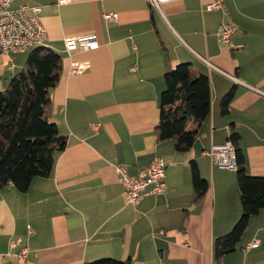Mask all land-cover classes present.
Listing matches in <instances>:
<instances>
[{"label": "crops", "instance_id": "crops-1", "mask_svg": "<svg viewBox=\"0 0 264 264\" xmlns=\"http://www.w3.org/2000/svg\"><path fill=\"white\" fill-rule=\"evenodd\" d=\"M59 1L11 4L13 10L28 7L30 16L40 9L49 48L63 59L61 80L50 91V120L67 145L53 173L35 178L27 192L11 185L0 190V264L102 258L217 264L214 242L232 231L243 210L237 171L214 165L206 153L235 130L245 171L264 176V0H224L223 11H207L212 0H178L162 4L161 13L148 0ZM106 13L117 20L106 21ZM223 23L237 28L228 44L217 37ZM91 34L97 49L66 52V38ZM27 51L12 55L14 69L22 70ZM72 60L91 68L72 76ZM180 63L191 64L194 76H208L212 91V113L187 152L156 133L164 74ZM232 89L223 114V98ZM157 158L167 163L165 193L128 205L116 168L137 177ZM192 161L208 184L200 198ZM18 238L29 247L26 259L17 256L21 246L10 247ZM254 243L259 246L247 248ZM218 264H264V209Z\"/></svg>", "mask_w": 264, "mask_h": 264}, {"label": "trees", "instance_id": "trees-1", "mask_svg": "<svg viewBox=\"0 0 264 264\" xmlns=\"http://www.w3.org/2000/svg\"><path fill=\"white\" fill-rule=\"evenodd\" d=\"M62 57L50 48L36 47L22 70L14 75L6 90L0 91V190L14 185L27 192L32 181L49 177L55 160L67 145L57 125L50 120V91L61 80ZM165 89L161 95L160 119L156 127L159 141L174 140L178 151H189L198 136V127L212 113L210 78L194 76L189 63L169 67L164 74ZM234 89L223 98V114L229 112ZM232 130L229 140L236 148L237 180L243 214L227 235L214 242L217 264L224 255L233 252L241 241L250 218L264 209V176H251L245 171L238 141ZM192 179L198 198L208 189L197 164L191 162ZM87 264H130L112 258H102Z\"/></svg>", "mask_w": 264, "mask_h": 264}, {"label": "built area", "instance_id": "built-area-1", "mask_svg": "<svg viewBox=\"0 0 264 264\" xmlns=\"http://www.w3.org/2000/svg\"><path fill=\"white\" fill-rule=\"evenodd\" d=\"M14 0H0V54L8 59V69L14 70L12 55L24 52L34 47L49 48L48 34L39 17V8H32L33 15H28V7L22 6L20 9H11ZM68 0H60L64 4ZM152 7L161 13V5L178 0H148ZM207 11H223L224 0H212L206 6ZM106 21H116L117 15L113 13L104 14ZM237 32V28L223 23L218 30L217 37L223 44H228ZM99 47L98 39L95 34L69 37L65 39V49L69 55L75 51H91ZM208 65L212 68L209 62ZM91 68L88 61L72 60L70 64V74L81 76ZM212 163L228 170H237L238 160L236 148L231 140L224 144L213 145L209 152ZM167 163L163 158L155 159L150 166L143 170L137 177H130L122 167H117V173L125 187V200L128 205L137 206L149 195H162L165 193L167 184L165 182ZM11 186H14L11 184ZM32 233L31 228L28 227ZM22 238L13 240L11 248L21 246L18 257L27 258L29 247L22 246ZM258 243L249 245L248 249L257 248Z\"/></svg>", "mask_w": 264, "mask_h": 264}, {"label": "rangeland", "instance_id": "rangeland-1", "mask_svg": "<svg viewBox=\"0 0 264 264\" xmlns=\"http://www.w3.org/2000/svg\"><path fill=\"white\" fill-rule=\"evenodd\" d=\"M31 48L28 49L27 54L35 49ZM14 56H12L13 58ZM14 59V58H13ZM21 69H14V71H10L8 69V59L3 54H0V91L6 90L11 82V79L14 75L18 74Z\"/></svg>", "mask_w": 264, "mask_h": 264}]
</instances>
